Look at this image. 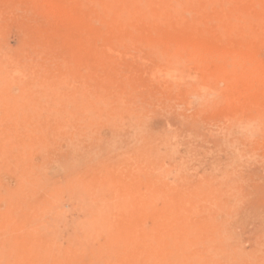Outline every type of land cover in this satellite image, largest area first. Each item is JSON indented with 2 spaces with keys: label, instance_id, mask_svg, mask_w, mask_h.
Segmentation results:
<instances>
[{
  "label": "rangeland",
  "instance_id": "374dc122",
  "mask_svg": "<svg viewBox=\"0 0 264 264\" xmlns=\"http://www.w3.org/2000/svg\"><path fill=\"white\" fill-rule=\"evenodd\" d=\"M111 3L0 0V264H264V0Z\"/></svg>",
  "mask_w": 264,
  "mask_h": 264
},
{
  "label": "bare ground",
  "instance_id": "6f19581e",
  "mask_svg": "<svg viewBox=\"0 0 264 264\" xmlns=\"http://www.w3.org/2000/svg\"><path fill=\"white\" fill-rule=\"evenodd\" d=\"M110 2H112L113 3V1L112 0H109ZM124 1V0H123ZM142 1H145V0H132V7L131 8H129L128 10H125V11H123V12H125V13H128V12H136L137 10H142L143 9V6L141 5V2ZM154 1V0H153ZM224 1V0H223ZM226 1V0H225ZM233 2V1H232ZM236 2L237 1H235V2H233V4L235 3V5H236ZM111 3V4H112ZM115 3V2H114ZM207 3V2H206ZM216 3V2H215ZM215 3H213V4H215ZM110 4V5H111ZM154 4H155V6H157V7H155L154 6ZM154 4H151V6H154L152 9H151V11L149 12L150 14H152V15H154V18H155V21L159 18H161L162 16H161V13H160V11L162 10L161 8H163L164 9V7H166V8H168L170 11H171V15H176V14H178L179 12H181V11H183L184 9H186L187 8V0H155V3ZM216 4H218V2L216 3ZM237 4H238V2H237ZM249 4V3H248ZM221 5H224V2H223V4H221V2H220V7H221ZM230 5H231V3H230ZM234 6V5H233ZM253 6V5H252ZM115 7H116V4H115ZM130 7V6H129ZM189 7V6H188ZM202 7V6H201ZM114 8V7H113ZM233 8V7H232ZM255 8V7H254ZM120 9H121V11L120 12H122V10H124V8H122V7H120ZM188 9V8H187ZM235 9V8H234ZM240 9V8H239ZM132 10H134V11H132ZM136 10V11H135ZM189 10V9H188ZM187 10V11H188ZM165 11V9L163 10V12ZM169 11V12H170ZM152 12V13H151ZM156 12H159V14L160 15H158V13H156ZM233 12H234V10H233ZM233 12L231 11L230 13H232L233 14ZM236 12H238L237 10H236ZM235 12V13H236ZM245 12H246V10H245ZM112 13V12H111ZM125 13H123V14H125ZM119 15H122V13H118V16ZM241 15V14H240ZM246 15V14H245ZM244 15V16H245ZM232 17V16H231ZM242 18V17H241ZM230 19V18H229ZM224 20H226V19H224ZM238 21V20H237ZM244 21V20H243ZM255 23V22H254ZM260 23V22H259ZM230 24V23H229ZM228 24V25H229ZM241 24V23H240ZM243 26H244V24H242ZM255 26H257V25H255ZM227 27V26H226ZM249 27V26H248ZM253 27V26H252ZM222 29V28H221ZM239 29V28H238ZM241 30V29H240ZM244 30H245V28H244ZM250 30H252V32H254V28L252 29H250ZM220 31V30H219ZM242 31V30H241ZM233 32V31H232ZM243 32V31H242ZM230 33V32H229ZM255 35V34H254ZM247 37V36H246ZM244 38V37H243ZM256 38V37H255ZM236 43V42H235ZM230 50V49H229ZM232 51V50H231ZM219 52V51H218ZM232 54V53H231ZM214 56V55H213ZM219 56H220V53H219ZM241 56H243L242 54H241ZM245 56V55H244ZM222 57V56H221ZM228 57H229V54H228ZM230 58V57H229ZM244 58H246V57H244ZM223 59V58H222ZM237 59V58H236ZM234 60V59H233ZM244 60V59H243ZM248 61V60H247ZM241 62H242V60H241ZM240 62V63H241ZM240 69V68H239ZM238 70V69H237ZM233 71H235V70H233ZM244 73V72H243ZM232 74V73H231ZM249 75H252V74H250L249 73ZM254 76V75H253ZM236 77H237V75H236ZM234 78L235 79V81H237L238 79L237 78ZM255 77H257V76H255ZM237 79V80H236ZM249 81H250V79H248ZM252 82V81H251ZM237 84V83H236ZM235 84V85H236ZM251 84V83H250ZM238 85V84H237ZM255 85V84H254ZM253 86V85H252ZM240 87V86H239ZM250 88V87H249ZM240 89H241V87H240ZM233 90H235V89H233ZM243 90V89H242ZM252 91V90H251ZM236 92V91H235ZM169 234V235H168ZM168 234H166V236H165V238L167 239V240H163V243L162 244H160V245H157V244H154V241L151 239V237H149L148 235H147V233H145V234H143V238L141 239V240H139V242H140V247H139V249L141 250L140 252L141 253H147L148 254V258H147V260H146V262L144 263V264H159V261H157L156 259H155V256H158V257H160V256H162L164 253H166V252H169V251H173L172 253H177V255H181V256H184L185 255V253H186V255H187V252H186V247H185V245H183V243H182V240H181V237H179L178 235H177V237H176V239H174V240H172V238H171V234L170 233H168ZM135 243H138V240H135ZM176 244V245H175ZM190 247H192V246H190ZM175 251V252H174ZM136 258V261H134V263L133 262H131V263H126V264H141L140 263V259H139V257H135ZM100 260H101V258H99L98 257V255H97V253H93L91 256H90V259H89V261L86 263V264H99V262H100ZM189 260V259H188ZM194 260V259H193ZM164 261V260H163ZM162 262V261H161ZM160 262V263H161ZM182 262H184L185 263V260H181V259H178V261L176 262L177 264H182ZM186 263L188 264L189 262L188 261H186ZM101 264H108L107 263V261H106V259L104 258L103 260H102V262H101ZM162 264H164V262H162ZM174 264V263H173ZM190 264H194L193 262H191Z\"/></svg>",
  "mask_w": 264,
  "mask_h": 264
}]
</instances>
